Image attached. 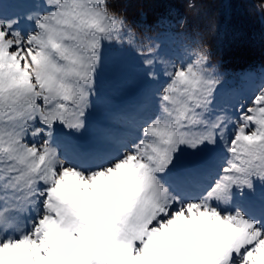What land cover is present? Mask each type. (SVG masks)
Returning <instances> with one entry per match:
<instances>
[{
  "label": "snow or ice",
  "instance_id": "snow-or-ice-1",
  "mask_svg": "<svg viewBox=\"0 0 264 264\" xmlns=\"http://www.w3.org/2000/svg\"><path fill=\"white\" fill-rule=\"evenodd\" d=\"M17 7L0 0V264H264V83L224 89L202 45L166 58L108 0ZM127 50L136 115L81 142Z\"/></svg>",
  "mask_w": 264,
  "mask_h": 264
},
{
  "label": "trees",
  "instance_id": "trees-1",
  "mask_svg": "<svg viewBox=\"0 0 264 264\" xmlns=\"http://www.w3.org/2000/svg\"><path fill=\"white\" fill-rule=\"evenodd\" d=\"M205 1L213 3L217 0ZM190 2L108 0V6L114 14L123 17L127 29L131 30L137 42L151 37L162 45L161 31L175 25L195 36L196 44L202 45L206 51L209 66L234 76L249 69L264 71V15L253 10L252 0H231L234 4L232 13L236 8L241 12L234 13L236 19L224 22V26L218 30L216 22L193 15L188 6ZM213 30L217 34L211 35Z\"/></svg>",
  "mask_w": 264,
  "mask_h": 264
},
{
  "label": "rangeland",
  "instance_id": "rangeland-1",
  "mask_svg": "<svg viewBox=\"0 0 264 264\" xmlns=\"http://www.w3.org/2000/svg\"><path fill=\"white\" fill-rule=\"evenodd\" d=\"M252 1V4L256 2V0ZM3 2L8 6L9 11L23 12L24 9L17 7V5L27 3L28 0H3ZM196 3L199 10L196 16L216 22L217 30L224 26V22L227 23L232 19H236L234 13L241 12L239 8H236L232 13L234 4L231 0H217L213 1V3L212 1L195 0ZM249 3L251 4V2ZM121 18L123 17L121 16ZM171 27H173L172 30H167L164 33L166 44L161 47V52L162 54L167 53L166 58L170 56L176 59L184 55L185 45L197 46V40L188 31L177 29L175 28L176 26ZM210 34L215 35L217 33L213 30ZM169 36L173 38L168 39L167 37ZM128 51L130 53L126 52L127 75L124 82L119 86L115 84L106 85L100 98H92L93 106L90 109L91 114L87 128L81 135L82 141L85 143L97 139L106 132L119 133L124 131L126 125L123 121L136 115L137 108L141 103V69L136 55L131 50ZM112 52V48L106 49V55H111ZM219 73L223 81H230V84L224 89L233 90L240 96L251 95L253 91L264 83V73L260 76L257 73L251 75L250 72L245 71L239 77L234 78H231V75H228L224 70L219 71ZM249 75L251 76L248 77ZM250 85H252L253 90H251ZM129 93L135 98L130 99Z\"/></svg>",
  "mask_w": 264,
  "mask_h": 264
}]
</instances>
